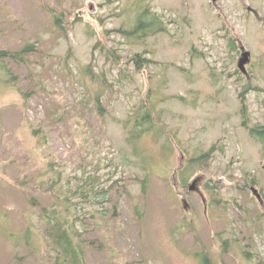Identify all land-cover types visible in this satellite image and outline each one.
I'll return each instance as SVG.
<instances>
[{"label":"rangeland","instance_id":"obj_1","mask_svg":"<svg viewBox=\"0 0 264 264\" xmlns=\"http://www.w3.org/2000/svg\"><path fill=\"white\" fill-rule=\"evenodd\" d=\"M27 46L0 59V264H264V0H0V51Z\"/></svg>","mask_w":264,"mask_h":264},{"label":"trees","instance_id":"obj_2","mask_svg":"<svg viewBox=\"0 0 264 264\" xmlns=\"http://www.w3.org/2000/svg\"><path fill=\"white\" fill-rule=\"evenodd\" d=\"M164 29L165 27L159 15H157V13H155L150 8L143 9L142 7L141 11L138 12L135 17L134 29L132 33H137L136 34L137 36L144 37L152 33L161 32ZM121 32L124 35H129L130 33L128 30H124V29H122ZM34 50L35 48L33 46H27V47H24L22 50L15 51V52L0 51V59L11 57V56L17 57L18 55H24ZM152 121H153L152 114L150 110L145 111V113L141 114L137 118L138 125H142L144 124V122L153 124ZM140 134L141 132L137 133L135 135V138L138 137ZM96 179H97L96 176H89L85 180L86 184H84L83 187L80 186V188L78 189L79 192L77 194L81 193L80 195H81L82 200H84V202H89L92 204H95V203L104 204L108 201L107 194L110 191L106 188H100L99 183L95 181ZM185 179L186 178L183 179V182H185ZM71 198H72V195L67 193L66 196H63V198H61V200L59 199V202L61 201V204H62L61 206H63L62 210H64L66 212V215L68 216L67 218H65V222L70 224V227H71L70 231L68 229L63 228L64 224L61 218L59 217L55 216L54 218H51L52 221H50V223L53 222V220L56 221L55 226L58 228L57 230L58 243L62 246V248L65 251H67L69 256H73L74 259L77 260L80 257L81 249H80V252L77 251V248L75 247V241L73 238V235L78 236V232H76L77 231L75 229L76 225L74 221L72 220L73 216L70 213L71 209L67 207L69 203H72V201L70 200ZM44 210L47 211V209L45 208ZM58 212L61 214L60 210H58ZM79 247H81V245ZM206 257H204V262L207 264L208 260Z\"/></svg>","mask_w":264,"mask_h":264},{"label":"flooded vegetation","instance_id":"obj_3","mask_svg":"<svg viewBox=\"0 0 264 264\" xmlns=\"http://www.w3.org/2000/svg\"><path fill=\"white\" fill-rule=\"evenodd\" d=\"M243 47L244 46H242L241 48H240V50H241V56H242V49H243ZM241 58V57H240ZM251 60H250V63L252 62V55H251V58H250ZM239 62V61H238ZM250 63H248L247 64V66H246V68H247V72L245 73V72H242L240 69V71H241V73L243 74V75H245L248 79L251 77V73H250V71H249V69H248V66H249V64ZM238 65V64H237ZM239 68V67H238ZM262 127H264V125H261L260 126V128H252V129H250L249 131H250V135L253 137V138H257V139H259L261 142H264V128H262ZM195 181H196V185H195V187H194V191L193 192H198L199 191V193H200V190H198V184L199 183H201V178H197V179H195ZM194 182V181H193ZM192 186V184L189 186V191H192L191 189H190V187ZM202 196V195H201ZM187 197V196H186ZM185 199V198H184ZM203 200L205 201V198L203 197ZM185 202H186V199L184 200Z\"/></svg>","mask_w":264,"mask_h":264},{"label":"water","instance_id":"obj_4","mask_svg":"<svg viewBox=\"0 0 264 264\" xmlns=\"http://www.w3.org/2000/svg\"><path fill=\"white\" fill-rule=\"evenodd\" d=\"M242 51L243 52H242L241 58L239 59L238 67H239V69L242 72L246 73L247 72L246 66H247L248 63H250V60H251L250 59L251 58V52L246 50L245 47H243ZM195 185H196V181L194 180V182H193L192 186L190 187V189L193 190ZM254 193L257 194V196L259 197L257 189H254Z\"/></svg>","mask_w":264,"mask_h":264}]
</instances>
